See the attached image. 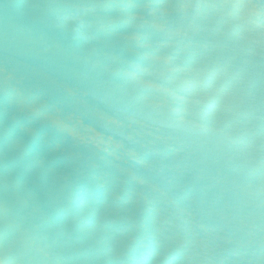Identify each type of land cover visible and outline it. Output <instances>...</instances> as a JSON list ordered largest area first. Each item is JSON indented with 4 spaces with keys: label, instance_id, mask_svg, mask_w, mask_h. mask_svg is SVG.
Wrapping results in <instances>:
<instances>
[{
    "label": "trees",
    "instance_id": "trees-1",
    "mask_svg": "<svg viewBox=\"0 0 264 264\" xmlns=\"http://www.w3.org/2000/svg\"><path fill=\"white\" fill-rule=\"evenodd\" d=\"M109 151L171 164L229 253L264 248V0H0V262L217 264Z\"/></svg>",
    "mask_w": 264,
    "mask_h": 264
},
{
    "label": "rangeland",
    "instance_id": "rangeland-1",
    "mask_svg": "<svg viewBox=\"0 0 264 264\" xmlns=\"http://www.w3.org/2000/svg\"><path fill=\"white\" fill-rule=\"evenodd\" d=\"M98 77L102 78L104 75L100 74ZM105 161L111 169L147 197L154 223L160 221L165 215L179 219L190 241L205 247L207 251L211 252L217 264H264V248L229 253L224 246V233L226 230L224 225L221 227H200L196 224L194 190H187L175 200H169L176 184L171 164L165 163L163 160H157L153 169L147 175L137 177L130 172V168L121 153L109 151L105 154ZM159 182H162L160 188H158ZM168 182L170 188L167 191L165 186Z\"/></svg>",
    "mask_w": 264,
    "mask_h": 264
},
{
    "label": "built area",
    "instance_id": "built-area-1",
    "mask_svg": "<svg viewBox=\"0 0 264 264\" xmlns=\"http://www.w3.org/2000/svg\"><path fill=\"white\" fill-rule=\"evenodd\" d=\"M125 61V53L116 46H110L102 54H96L94 70L97 75L101 74L106 77L109 73L114 72L117 67L122 69Z\"/></svg>",
    "mask_w": 264,
    "mask_h": 264
},
{
    "label": "water",
    "instance_id": "water-1",
    "mask_svg": "<svg viewBox=\"0 0 264 264\" xmlns=\"http://www.w3.org/2000/svg\"><path fill=\"white\" fill-rule=\"evenodd\" d=\"M130 55H131L132 59L135 58L133 54H130ZM152 182H154V181H152ZM152 185H153V184H152ZM161 185H162V182H159V184H158V188H160ZM169 185H170V184H169V182H168V183L166 184V186H165V190L168 191V189L170 188ZM153 186H154V185H153Z\"/></svg>",
    "mask_w": 264,
    "mask_h": 264
},
{
    "label": "snow or ice",
    "instance_id": "snow-or-ice-1",
    "mask_svg": "<svg viewBox=\"0 0 264 264\" xmlns=\"http://www.w3.org/2000/svg\"><path fill=\"white\" fill-rule=\"evenodd\" d=\"M0 264H2V262H0Z\"/></svg>",
    "mask_w": 264,
    "mask_h": 264
}]
</instances>
